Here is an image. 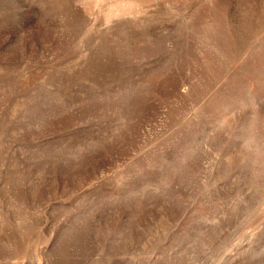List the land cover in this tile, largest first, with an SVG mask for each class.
Returning <instances> with one entry per match:
<instances>
[{"label":"rangeland","instance_id":"374dc122","mask_svg":"<svg viewBox=\"0 0 264 264\" xmlns=\"http://www.w3.org/2000/svg\"><path fill=\"white\" fill-rule=\"evenodd\" d=\"M0 264H264V0H0Z\"/></svg>","mask_w":264,"mask_h":264}]
</instances>
